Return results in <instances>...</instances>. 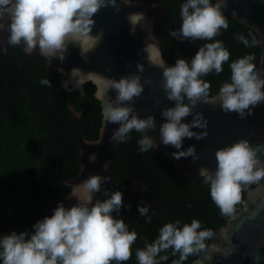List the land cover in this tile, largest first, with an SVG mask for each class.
<instances>
[{
    "label": "clouds",
    "instance_id": "9594fccd",
    "mask_svg": "<svg viewBox=\"0 0 264 264\" xmlns=\"http://www.w3.org/2000/svg\"><path fill=\"white\" fill-rule=\"evenodd\" d=\"M132 4L134 0H0V31L9 33V45L23 43L26 54L38 48L39 55L46 58L48 65L53 59L63 62L69 44L79 46L80 55L86 61L87 54L96 48L103 37L102 31L95 36L91 34L95 27L93 17L102 8L110 7L119 13L121 5ZM227 6V0H215V3L213 0H185L181 4L180 27L168 35L179 41L213 42L199 46L190 61L177 58L173 66L166 64L145 15L137 12L127 16L133 35L138 25L149 32L147 41L151 42L145 44L143 52L147 54L151 66L162 69L165 96L174 102V106L164 107L160 111L163 122L159 125V138L161 144L176 149L171 153L176 160L191 157L195 162L199 159L195 145L187 149L182 147L185 138L199 141L207 136V131H193L207 128L203 114L195 111L198 104H219L222 112H234L240 119L253 115V109L264 104V75L253 62L254 54H246L229 64L230 82L225 81L215 95L210 94V83L202 79L213 72L219 75L223 72V65L229 61L230 52L222 41L215 39L222 29L229 27L223 14ZM249 36L250 40L243 34H237L236 39L245 47L262 43L252 32H249ZM135 67L136 73L122 76L119 80L72 68L69 79L62 86L67 88L71 83L82 90L86 83L93 84L105 126L119 125L109 137V142L127 143L131 139L130 133L135 130L142 134L137 141L139 151L146 153L158 147L153 138L146 135V132L156 130L157 125L153 115L140 118L134 109V99L144 91L140 73L145 71L140 62ZM57 71L63 73V69ZM40 83L52 87L47 78H41ZM110 91L115 92L114 98L110 97ZM156 104H159L158 100ZM81 114L75 113L77 117ZM189 116L192 119L184 122ZM101 142L102 136L95 143L99 145ZM261 157H264V144L252 146L248 140L240 139L215 151L214 171H209L207 167L198 170L222 216L233 217L235 206L241 203L243 188L264 180V160ZM96 158V154H91L88 160L94 163ZM104 168L106 170V165ZM109 181V176L90 175L82 183L71 184L68 199L75 198L76 204L66 208L63 203H58L51 216H45L32 226V232L18 234L13 231L0 236V262L122 264L130 260L137 233L129 231L124 220L117 218L124 207L122 193L104 190L102 194L106 199H95L93 203L95 194L101 192L102 184ZM137 210L141 217L146 218V222H151L147 206L138 204ZM113 212L117 213V217L112 215ZM214 235L211 229H202L200 221L196 219L190 224H181L180 221L166 223L153 242L145 243L143 248L136 250L137 264H163L169 260V250L171 256L178 255L172 264H183L189 256L201 254H204L203 260H210V253L219 251L215 245L206 243ZM253 259L258 261L260 257L256 255ZM203 260L197 259L194 264H203Z\"/></svg>",
    "mask_w": 264,
    "mask_h": 264
},
{
    "label": "trees",
    "instance_id": "16d2710c",
    "mask_svg": "<svg viewBox=\"0 0 264 264\" xmlns=\"http://www.w3.org/2000/svg\"><path fill=\"white\" fill-rule=\"evenodd\" d=\"M136 1H154L167 9L156 19L154 34L160 41L163 58L170 64L174 65L177 58L190 61L199 46L213 42L179 41L168 35L180 27V6L185 0ZM228 24V29H222L215 39L222 41L230 52L229 61L219 75L213 72L202 77L210 83L211 95L225 81L230 82L232 61L254 54L253 62L257 67L259 64L260 44L245 47L236 39L237 34H243L250 40L252 32L259 40L256 32L235 19L228 20ZM6 57L8 61L0 58V236L13 231L18 234L34 231L32 226L51 216L70 192L66 181L79 172V147L68 105L81 111L80 127L87 140L98 137L102 116L101 104L94 97L95 87L90 82L84 85L85 96L81 99L77 91L68 93L63 89L60 74L45 62L22 50H11ZM41 78L49 79L52 87L42 85ZM141 135L133 130L127 143H118L108 166L111 172L108 190L120 191L124 205L118 217L115 212L112 215L123 219L129 231L137 233L131 259L122 264H137L136 250L153 242L166 223L190 224L196 219L202 229H211L215 234L228 218L220 214L210 197L209 186L200 176L190 179L178 174L171 159L156 149L141 153L137 143ZM241 195L235 212L242 208L246 190ZM138 204L148 207L151 222L139 215ZM210 242L206 241L208 245ZM167 254L169 260L163 264L178 259V255L171 256V250ZM198 257L189 256L183 264H191Z\"/></svg>",
    "mask_w": 264,
    "mask_h": 264
},
{
    "label": "water",
    "instance_id": "95a60500",
    "mask_svg": "<svg viewBox=\"0 0 264 264\" xmlns=\"http://www.w3.org/2000/svg\"><path fill=\"white\" fill-rule=\"evenodd\" d=\"M227 4V8L223 9L227 20L235 19L251 28L262 42L257 68L261 69V75H264V0H227ZM120 7L119 13L110 7L102 8L93 17L95 27L91 34L95 36L102 31L103 37L96 48L87 54L86 61L80 55L79 46L69 44L63 62L53 59L48 65L46 58L39 55L38 48L33 53L26 54L23 51V43L16 46L9 45L7 43L9 33L6 30L0 31V58L8 61L6 55L9 51L22 50L26 55L45 62L48 68L63 69V73L57 71L60 74L61 86L64 81L69 79L72 68H79L83 73L93 72L119 80L122 76L136 73V63H142L145 71L140 73V76L144 91L139 98L134 99V109L140 118L149 114L154 116L156 130L148 131L146 135L153 138L158 146L157 151L171 159L178 174L190 179L199 177L198 170L201 167H207L209 171L215 170V151L218 148L229 146L240 139L248 140L252 146L264 144V104L256 106L253 109V115L246 116L244 119H240L234 112L225 114L221 111L219 104L215 106L198 104L195 111L203 114L207 120V128L193 129V131H207V136L199 141L185 138L182 147L187 149L190 145H195L199 159L195 162L191 157L174 159L171 153L176 149L161 144L159 138V125L163 122L160 111L164 107L174 106V102L169 101L165 96L162 87V69L151 66L146 58L147 54L143 52L145 44L151 42L147 41L149 32L138 25L133 35L130 31L131 25L127 20L129 14L142 12L147 22L151 24V34L155 36L154 23L167 9L154 1L136 0L130 6L121 5ZM144 27L146 28L147 24ZM155 42L160 49L161 44L156 36ZM165 62L167 65L173 66L166 60ZM146 80L151 83H144ZM62 87L67 92L77 91L81 98L85 96L84 85L82 90L71 83L67 88ZM93 95L95 97V90ZM109 95L114 98L115 92L110 91ZM157 100L159 104H156ZM185 103H187L186 99ZM68 107L75 123L74 132L79 147V172L75 177L66 181V184L70 186L82 183L90 175L109 176L111 181V172L108 166L115 156L118 143L114 141L110 143L109 137L119 125L107 124L105 126L101 116L98 137L95 140H87L80 127V116L75 115L77 111L73 106L68 105ZM78 112L81 113V111ZM191 119L192 117L189 116L184 122ZM101 136L102 142L97 145L95 142L100 140ZM91 154H96L97 158L94 163H90L88 160ZM261 159L264 160V157ZM104 165H106V170ZM110 181L102 184L101 192L95 194L93 203L95 199H106L102 193L104 190H108ZM250 186L243 188L246 190V195L242 208L235 212L233 217H228L211 239L209 246L215 245L219 251L211 252L210 260H203L204 254L195 260L201 259L203 264H264V180L255 187ZM68 195L69 193L62 200L66 208L77 203L75 198L68 199ZM256 255L260 257L258 261L253 259V256ZM194 261L191 264H194Z\"/></svg>",
    "mask_w": 264,
    "mask_h": 264
},
{
    "label": "flooded vegetation",
    "instance_id": "af4514ba",
    "mask_svg": "<svg viewBox=\"0 0 264 264\" xmlns=\"http://www.w3.org/2000/svg\"><path fill=\"white\" fill-rule=\"evenodd\" d=\"M73 91H75V90H71V91H69L68 93H70V92H73ZM81 98V97H80ZM84 98V97H83ZM82 99V98H81Z\"/></svg>",
    "mask_w": 264,
    "mask_h": 264
}]
</instances>
